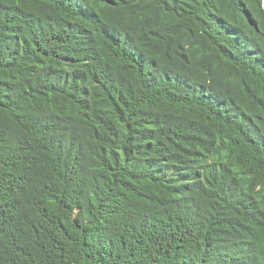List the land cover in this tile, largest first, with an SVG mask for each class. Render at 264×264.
I'll use <instances>...</instances> for the list:
<instances>
[{
  "label": "trees",
  "instance_id": "obj_1",
  "mask_svg": "<svg viewBox=\"0 0 264 264\" xmlns=\"http://www.w3.org/2000/svg\"><path fill=\"white\" fill-rule=\"evenodd\" d=\"M0 264H264V0H0Z\"/></svg>",
  "mask_w": 264,
  "mask_h": 264
}]
</instances>
